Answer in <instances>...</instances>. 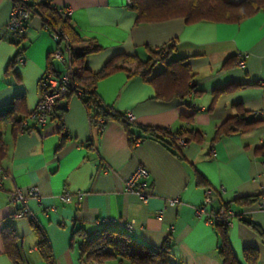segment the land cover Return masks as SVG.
Returning a JSON list of instances; mask_svg holds the SVG:
<instances>
[{"label":"crops","instance_id":"obj_1","mask_svg":"<svg viewBox=\"0 0 264 264\" xmlns=\"http://www.w3.org/2000/svg\"><path fill=\"white\" fill-rule=\"evenodd\" d=\"M50 3L54 8L68 7L76 34L101 47L86 58L90 72L99 71L116 54H135L143 61L148 47L173 43L168 59H185L198 92L192 91L184 101L158 99L153 86L129 75L134 64L117 61L121 68L99 79L95 92L109 112L133 114L131 137L118 120L109 119L101 127L93 123L82 100L74 95L57 104L66 108L62 140L50 116L44 126L29 121L26 129L15 133L10 123L2 124L0 264H46L33 225L45 237L52 264H79L84 258L81 237L72 231L92 233L102 228L122 230L150 248L168 237L173 264H221L216 229L194 214L206 188L212 191L210 209L227 204L235 215L227 238L237 261L264 264V124L211 141L215 129L238 110H264V7L239 21L186 23L180 17L136 22L127 0ZM11 8V0H0V30ZM19 48L25 59L22 65L11 63ZM62 48V42L49 39L37 15L30 17L21 38L0 35V109L23 96L25 111H30L40 98L45 69L63 70V64L51 56ZM238 53L246 54L244 68L236 64ZM82 80L87 82L89 77ZM221 88L223 92L218 91ZM143 127L171 131L190 127L202 138L185 142L175 154L159 141L143 139ZM137 139L141 140L134 144ZM137 165L148 171L146 202L124 190L125 179ZM29 186L40 192L39 199L28 201L32 218H16L9 192ZM64 191L71 195L69 202L59 199ZM171 199L176 202L171 204ZM7 225L15 233L16 259L4 251L1 230ZM245 248L257 251L256 262H245ZM99 264L121 263L108 258Z\"/></svg>","mask_w":264,"mask_h":264},{"label":"trees","instance_id":"obj_2","mask_svg":"<svg viewBox=\"0 0 264 264\" xmlns=\"http://www.w3.org/2000/svg\"><path fill=\"white\" fill-rule=\"evenodd\" d=\"M131 9L136 13V22H157L168 20L175 17L183 18L186 23L198 21H239L241 18L250 15L258 7H264V0H242L239 3H229L224 0H131ZM27 8L32 15L41 18L43 24L52 28H58L69 38L70 63L74 70V80L84 96L78 97L85 105L92 122L98 126H103L109 119L118 120L125 126L127 135L131 137L130 122L124 115L109 112L99 101L95 92L96 82L108 75L112 71L121 68L116 65L117 61L125 64H134L135 69L129 72V75L139 76L143 81L153 86L155 97L161 100H170L178 98L185 100L188 94L195 90L192 79L193 74L184 58L168 59V54L174 49L173 43H167L160 47L148 50V57L141 61L135 54H116L107 60L99 71L90 72L86 66V58L89 54L97 52L101 47L92 40L81 39L69 23L68 17L60 15L56 9L46 0H29ZM20 48L17 49L14 59L11 63H16L20 57ZM160 63L162 68L154 73L155 66ZM51 73L49 67L45 69ZM89 77L87 82L83 77ZM40 96L43 92L39 84ZM223 92L224 88L218 90ZM72 95V92L63 99ZM60 99L53 106L48 116L58 124V131L61 140L64 137V124L62 115L66 111L65 107L57 104L63 100ZM25 100L23 96H16L14 101L0 109V136L1 125L10 123L13 133L17 129L24 130L22 121L28 115L25 111ZM22 115V118H18ZM261 118V119H260ZM103 120L100 124L99 120ZM264 124V117L257 112H248L238 110L236 114L224 120L214 132L212 142L218 141L223 136L234 133L248 132L257 125ZM144 138L159 141L166 148L178 154L177 138H182L185 142L191 140H200L202 135L190 127H180L171 131L165 128L143 127ZM248 199V198H244ZM223 206H227L224 204ZM218 234L217 254L221 264H240L235 258L227 238L228 225L223 219L219 223L212 225ZM253 226V225H251ZM38 236L37 247L45 260L46 264H52V257L49 246L40 229L33 225ZM81 237L80 254L86 260H95L101 262L108 258H116L121 264H173L171 258V242L167 237L157 248L146 247L133 241L127 233L122 230L102 228L92 233H83L80 229L72 231ZM1 238L5 253L11 258H17V248L15 233L11 226H4L1 230ZM245 262L254 263L257 261V251L253 248L243 250ZM82 259V258H81Z\"/></svg>","mask_w":264,"mask_h":264},{"label":"built area","instance_id":"obj_3","mask_svg":"<svg viewBox=\"0 0 264 264\" xmlns=\"http://www.w3.org/2000/svg\"><path fill=\"white\" fill-rule=\"evenodd\" d=\"M29 0H11L12 8L10 11L9 19L4 27L0 30V35L4 33H9L17 38L23 36L26 25L32 16L30 10L27 8V2ZM41 1V0H36ZM50 2V0H46ZM127 4H131V0H127ZM56 11L64 16L68 17L70 14V9L68 7H59L55 8ZM44 31L47 32L49 38L54 43H63L62 49H55L52 52V58L61 62L63 64V70L58 73H51L49 71H44L40 84L43 88V92L36 103V105L28 111V115L22 121V126L26 127L29 121H35L37 124L44 126L46 119L51 112L53 106L60 99H63L65 96L72 92V95L77 97H83L84 92L77 85V82L74 80V70L70 63V50H69V38L58 28H52L47 24H43ZM236 64L239 68L245 67V58L246 54L238 53ZM25 59L20 56L17 58L18 65L24 64ZM264 117V110L257 111ZM125 118L128 122L134 120V116L130 111L125 113ZM99 123L102 124L103 120H99ZM141 139H137L135 143L139 142ZM177 146L181 147L185 145V140L182 138H177ZM148 177V171L145 167L137 165L131 174L124 181V190L126 192H132L137 197L146 202L149 196L148 187L145 179ZM3 174L0 169V187L2 182ZM220 190H223L220 187ZM211 189L206 188L203 192V201L194 208V214L196 217L203 219L209 225L221 222L223 219L226 224L229 226L231 219L234 218V213L227 207L221 206L217 210H212L209 208V202L211 197ZM40 192L36 186L15 188L9 192V201L15 207L13 216L16 218H32L30 212L28 201L30 199H39ZM76 197L80 199L81 193L77 192ZM59 199L62 202H69L71 195L68 192H62L59 195ZM171 204L176 202V199H171L169 201ZM129 225H127V228ZM79 264H99L95 260H86L85 258L80 259Z\"/></svg>","mask_w":264,"mask_h":264},{"label":"rangeland","instance_id":"obj_4","mask_svg":"<svg viewBox=\"0 0 264 264\" xmlns=\"http://www.w3.org/2000/svg\"><path fill=\"white\" fill-rule=\"evenodd\" d=\"M48 35V34H47ZM49 37V36H48ZM50 39V38H49ZM51 40V39H50ZM160 70V63H158L155 68H154V72H157Z\"/></svg>","mask_w":264,"mask_h":264}]
</instances>
